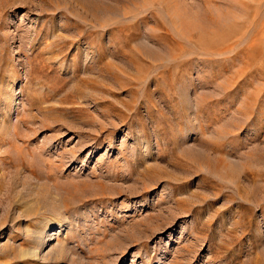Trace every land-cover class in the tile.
Returning a JSON list of instances; mask_svg holds the SVG:
<instances>
[{
    "label": "rangeland",
    "instance_id": "1",
    "mask_svg": "<svg viewBox=\"0 0 264 264\" xmlns=\"http://www.w3.org/2000/svg\"><path fill=\"white\" fill-rule=\"evenodd\" d=\"M0 264H264V0H0Z\"/></svg>",
    "mask_w": 264,
    "mask_h": 264
}]
</instances>
